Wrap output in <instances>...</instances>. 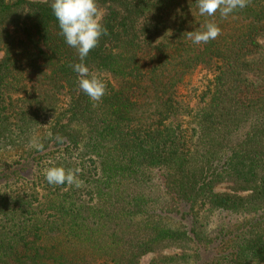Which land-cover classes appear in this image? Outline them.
I'll list each match as a JSON object with an SVG mask.
<instances>
[{"label":"trees","instance_id":"obj_1","mask_svg":"<svg viewBox=\"0 0 264 264\" xmlns=\"http://www.w3.org/2000/svg\"><path fill=\"white\" fill-rule=\"evenodd\" d=\"M50 3L0 0V264H264V0H97L99 102Z\"/></svg>","mask_w":264,"mask_h":264},{"label":"clouds","instance_id":"obj_2","mask_svg":"<svg viewBox=\"0 0 264 264\" xmlns=\"http://www.w3.org/2000/svg\"><path fill=\"white\" fill-rule=\"evenodd\" d=\"M247 0H197V9L200 16L212 17L217 11L227 18L237 9L246 7ZM50 7L58 27L59 34L65 43L74 48L79 57L78 63L71 65L73 72L78 76L80 89L92 101L99 102L105 94L106 84L98 74L90 73L85 64V58L94 49L106 29L100 21L97 0H51ZM220 28L213 22H207L199 31L187 32L188 38L194 44L207 43L220 34ZM57 137V140H61ZM39 150L43 144L33 140L30 144ZM79 169H65L63 166H49L44 170V177L50 185H74L79 188L83 181L78 176Z\"/></svg>","mask_w":264,"mask_h":264},{"label":"rangeland","instance_id":"obj_3","mask_svg":"<svg viewBox=\"0 0 264 264\" xmlns=\"http://www.w3.org/2000/svg\"><path fill=\"white\" fill-rule=\"evenodd\" d=\"M36 1H45V0H36ZM3 56V51H0V59L2 58ZM198 74L195 73L193 74L190 78L189 76L186 77L184 79V82L186 81H191V82H195L197 79H198ZM13 156V153L12 152H3V150L0 151V158L3 159V160H10V158ZM228 183H222L220 184L216 189L217 190H226L228 189ZM169 252H173V250H170L166 253H169ZM155 256V253H147V254H144L141 258H140V264H147L151 258H153Z\"/></svg>","mask_w":264,"mask_h":264}]
</instances>
